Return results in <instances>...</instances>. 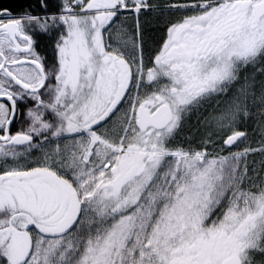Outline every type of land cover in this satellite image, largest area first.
Here are the masks:
<instances>
[{"label":"snow or ice","instance_id":"6c2138e0","mask_svg":"<svg viewBox=\"0 0 264 264\" xmlns=\"http://www.w3.org/2000/svg\"><path fill=\"white\" fill-rule=\"evenodd\" d=\"M0 264H264V0H0Z\"/></svg>","mask_w":264,"mask_h":264}]
</instances>
